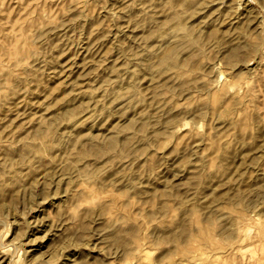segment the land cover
Masks as SVG:
<instances>
[{"label": "rangeland", "instance_id": "rangeland-1", "mask_svg": "<svg viewBox=\"0 0 264 264\" xmlns=\"http://www.w3.org/2000/svg\"><path fill=\"white\" fill-rule=\"evenodd\" d=\"M0 264H264V0H0Z\"/></svg>", "mask_w": 264, "mask_h": 264}]
</instances>
